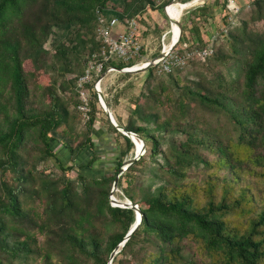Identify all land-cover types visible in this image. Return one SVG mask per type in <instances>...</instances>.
Wrapping results in <instances>:
<instances>
[{
	"label": "trees",
	"instance_id": "obj_1",
	"mask_svg": "<svg viewBox=\"0 0 264 264\" xmlns=\"http://www.w3.org/2000/svg\"><path fill=\"white\" fill-rule=\"evenodd\" d=\"M226 3L213 0L212 5L189 12L185 20L193 35L190 48L207 46L200 27ZM153 8V0H0V264H108L110 253L123 241L135 215L131 209L110 206L108 195L123 158L134 149L132 143L108 123L124 144L114 175H77L76 182L68 180L64 173L71 166L62 168L52 144L65 143L63 147L75 156L85 148L92 151L96 95L90 90L83 140L71 148L73 117L60 95L68 88L74 91L83 71L62 80L57 88L55 81L42 86L31 81L35 70L44 72L38 54L53 28L74 34L75 44L88 43L91 52L96 47V11L119 20L135 19L140 25L142 14ZM248 8V22L235 26L228 13L222 19L219 36L227 38L228 55L213 43L203 61L188 64L205 69L196 75L194 86L180 85L170 76L172 88H149L132 102L128 124L122 127L117 122L139 137L145 129L136 126V120H151L154 129L165 134L181 126L183 139L169 141L161 152L159 140L146 134L148 158L153 161L161 154L157 171H163L169 181L152 192L144 190L136 201L128 186L122 189L131 204L138 205L141 221L119 248L121 258L114 256L110 264H130V260L135 264H264V190L241 182L242 176L264 181V35L248 28V23L264 22V0H251ZM184 24H180L177 49L185 44ZM55 52L65 59L63 44ZM229 61L236 73L227 79L213 66ZM24 62L33 73L24 71ZM63 66L69 72L65 61ZM128 66L108 62L101 73L107 67ZM145 73L148 84L156 70L151 67ZM59 75L64 79L63 73ZM74 95L72 108L81 115L75 91ZM162 106L168 111L164 119L158 112ZM219 117L231 126L230 134H223L211 120ZM208 156L213 157L211 162ZM45 160L57 161L60 179L37 171L38 163ZM94 161L93 153L87 167ZM144 163L139 158L125 170L127 185ZM196 164L225 172L222 178L209 177L202 204L194 198L193 187L187 190L180 184L186 170Z\"/></svg>",
	"mask_w": 264,
	"mask_h": 264
},
{
	"label": "rangeland",
	"instance_id": "obj_2",
	"mask_svg": "<svg viewBox=\"0 0 264 264\" xmlns=\"http://www.w3.org/2000/svg\"><path fill=\"white\" fill-rule=\"evenodd\" d=\"M167 1L169 0H153V10H147L142 14L143 17L142 22L140 23L139 40L143 46L142 48L144 51L142 52V56L145 60H151L156 57L162 48V43L166 45L170 42V21H168V16L167 19L162 12L163 8L165 7L163 5ZM181 1L185 0H170V2L173 3L169 6L171 21L174 12L179 7L178 4H183ZM186 1L189 2L190 0ZM233 1L238 9L235 15H232L231 12H227V8L222 10V8L217 7L214 10L213 20H208L200 27V32L205 35L207 42H209L211 38H214L212 44L214 43L216 50H219L225 55L229 54V49L226 36H219V31L221 28H223L222 19L228 13V16H231V20L233 18L232 21L236 26L242 21L248 22L251 12V8H248L251 0ZM212 3L213 0H201L183 11L179 19V23H185L184 25L186 26V29L183 36V42H185V44H182L181 46H191L194 44L192 42L193 35L189 31L190 25L186 24L187 22L185 17H187L189 12L193 11L195 8L201 7L204 4L210 6ZM157 7H162V9H155ZM172 7L174 8L173 12L171 11ZM248 28L252 29L255 33L264 35V22H255L254 24L248 23ZM88 36L91 37V35ZM59 44H63L64 50L67 53L64 60L61 59L57 52H55V48H57ZM90 47L91 46L88 43H86V45L83 47H79L74 42V34H66L63 31L61 32L60 30L53 28L43 43L42 51L40 54H38V59L44 72H40L39 69L35 70L34 72L33 68L30 67L28 62L23 63V69L26 72H34L33 79L31 81L33 86H42L49 83L50 81H55L54 84L57 88L62 80L72 79L76 77L80 71H84L85 59L90 53ZM63 61H65L69 66V72L65 70ZM213 68L215 71H220L227 79L233 78L236 73V67L231 61L222 64H215ZM204 71L205 69L203 66L191 64L182 70L173 71L169 76L161 74H156V76L152 75L151 79L148 81V84L146 83L147 75L145 72L106 74L103 75L100 90L108 110L113 112L112 116L116 124L118 122L122 127H124L129 122L131 104L141 93H148L149 88H152L156 91L159 90V87L163 86H168L170 88V76L177 78L180 85L187 83L190 86H194L197 78L196 75ZM61 73L64 74V79L59 75ZM93 80L96 81V78ZM60 97L67 101L68 112L73 117V120L69 121L73 138L72 140H68L71 141L68 142V146L74 148L76 144L83 140L84 123L86 122V119L83 116L76 114L72 108V102L75 99L73 90L68 88L63 94L60 95ZM158 112L160 113L162 119L167 117L168 111L165 107H159ZM211 120L216 122L215 125L221 129L223 134H230L232 132L231 126L228 125L224 118L219 117L216 120ZM135 125L141 126L145 129V133H143V135L140 137L138 136L139 139L143 141V143L146 141V145L144 143V153L140 156V158L144 159L145 163L142 167L138 166L139 172L133 173L132 177L128 178L130 180L129 185H127L125 182L124 174L126 171L118 176L114 188L111 184L108 198L109 200H114V204L118 206L122 203L130 202L122 193V189H124L126 186H128V190L135 194L136 201L139 200L140 195L144 190L149 189L152 192L163 187L169 181V177L163 171L161 173L157 171L158 167L162 165L163 161L161 154L153 159V161L148 158L149 144L145 138L146 134H153L156 139L159 140L161 152L164 151L169 141L183 139L181 126H174L172 132L165 134L162 130L157 131L154 129V125L151 120L146 122H139L136 120ZM90 139L93 144L92 151L88 148H85L76 156L73 153H68L67 149L63 147V144L65 143L60 144L54 142L52 144L55 157L62 165V168L71 166V171L64 173V177L68 180L76 182L77 175H84L88 178H100L102 176L110 177L114 175L116 162L120 158L119 152L123 150L124 144L122 139L108 127V121L98 103L96 104L95 122L92 127V132L90 133ZM133 152L134 149L123 158V162L131 159ZM93 153L95 155V161L91 167H87V162L90 160ZM207 160L211 162L213 157L208 156ZM57 161H41L38 163L36 169L37 171L45 172L52 178L60 179L62 177V172L58 167ZM224 175L225 172L222 170L216 171L214 169H207L200 164H196L190 169L186 170L185 178L180 181V184L184 185L185 188L193 187L196 191L193 195L194 198L197 202L202 204L205 199V185L206 182L209 181V177L211 179L213 176L222 178ZM241 182L245 184H251V186L255 188L264 190V185L262 186L264 181L261 179L253 180L247 178V176H242ZM131 205L138 208L137 204ZM120 258L121 257L119 255L116 256V260ZM130 261L132 262L130 264H135L134 261Z\"/></svg>",
	"mask_w": 264,
	"mask_h": 264
},
{
	"label": "built area",
	"instance_id": "obj_3",
	"mask_svg": "<svg viewBox=\"0 0 264 264\" xmlns=\"http://www.w3.org/2000/svg\"><path fill=\"white\" fill-rule=\"evenodd\" d=\"M226 8L232 15L238 11L233 0H227ZM93 24L96 47L86 57L84 71L80 76H77L74 83V91L79 100L76 109L85 119H87L89 111L90 90L96 95V91H101L103 75L117 73L113 67H107L101 73L103 64L122 63L130 65L122 68L123 70H133L145 66L149 61L142 56L144 50L139 40L140 25L135 19L123 18L119 20L113 15H105L96 11ZM213 39L211 38L203 49L180 46L178 49L165 52L164 56L155 60L151 67L155 68L157 75H169L177 69L185 68L192 61H203L211 53ZM166 47L162 43L160 52L164 51ZM94 78H97L96 81L93 80ZM91 83L92 87L89 89L88 85Z\"/></svg>",
	"mask_w": 264,
	"mask_h": 264
},
{
	"label": "water",
	"instance_id": "obj_4",
	"mask_svg": "<svg viewBox=\"0 0 264 264\" xmlns=\"http://www.w3.org/2000/svg\"><path fill=\"white\" fill-rule=\"evenodd\" d=\"M197 2V0H190L189 2H186L184 4H182L183 6H189L190 4ZM172 4L171 2L168 4L170 5ZM167 5V6H168ZM166 7V6H165ZM165 7L163 8V14L164 16L167 18V15L165 13ZM168 19V18H167ZM169 21V20H168ZM176 26H177V35L175 37V39L171 40V42L169 43V45L166 47V49L164 51L159 52V54L154 57L153 59L149 60L145 66L138 68V69H133V70H123V69H116L117 73H122V74H128V73H138V72H145L147 69H149L151 67V65L153 64V62L157 59H160L164 56V53L166 52H170L172 50H174L177 46V43L179 41L180 35H181V25L179 23V21L175 22ZM96 98H97V102L101 108V110L103 111L108 123L117 131L119 132L121 135L127 137L129 139V141L132 143L133 148H134V152H133V156L131 159L123 162V164L118 168L117 170V174L113 180L112 183V187H115L116 184V180L118 178L119 175H121L129 166H131L133 163H135L140 156L144 153V143L142 140L139 139V137L132 133V132H128L126 130H124L123 128L119 127L112 114L110 113V111L108 110L103 95L101 93V91H96ZM136 140L139 141V146L136 145ZM110 206L112 207H120V208H128L133 210L134 215H135V219L133 224L131 225V227L129 228L128 232L126 233L123 241L117 246L115 247L112 252L109 255V260H108V264L111 263L112 259L114 258V256L119 252V248L123 246V244L125 243V241L129 238V236L137 229V227L139 226V223L141 221V215L140 212L138 210V208L136 206H133L130 204V202L127 203H122L121 205H116L114 204V200L110 199L109 200Z\"/></svg>",
	"mask_w": 264,
	"mask_h": 264
},
{
	"label": "bare ground",
	"instance_id": "obj_5",
	"mask_svg": "<svg viewBox=\"0 0 264 264\" xmlns=\"http://www.w3.org/2000/svg\"><path fill=\"white\" fill-rule=\"evenodd\" d=\"M199 1H201V0H197V2H199ZM197 2H194V3L190 4L189 6H183L182 4H178L179 7H178V8L176 9V11L174 12L173 17H172V21H171V19H170V13H169V6H170L171 4L165 7V10H166V13H167V16H168V18H169L170 25H171V29H170V33H169V34L171 35L170 42H171V40L175 39V37H176V35H177V26H176L175 22H176V21H179L181 15H182V13H183V11H184L185 9H187V8L190 7V6H192L193 4H196ZM172 4H173V3H172ZM183 4H184V3H183ZM171 11H172V12L174 11V8H173V7L171 8ZM172 12H171V13H172ZM170 42H169V43H170ZM169 43L166 44L165 46H168ZM136 145L139 146V141H138V140H136Z\"/></svg>",
	"mask_w": 264,
	"mask_h": 264
},
{
	"label": "crops",
	"instance_id": "obj_6",
	"mask_svg": "<svg viewBox=\"0 0 264 264\" xmlns=\"http://www.w3.org/2000/svg\"><path fill=\"white\" fill-rule=\"evenodd\" d=\"M110 113L112 114L113 112H112V111H110Z\"/></svg>",
	"mask_w": 264,
	"mask_h": 264
}]
</instances>
